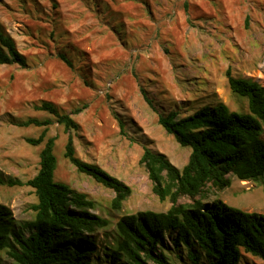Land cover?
Here are the masks:
<instances>
[{"label":"rangeland","instance_id":"obj_1","mask_svg":"<svg viewBox=\"0 0 264 264\" xmlns=\"http://www.w3.org/2000/svg\"><path fill=\"white\" fill-rule=\"evenodd\" d=\"M0 31L26 60L25 66L0 64V178L25 181L36 173L44 143L26 139L45 126L18 122L50 119L54 179L84 192L94 203L91 210L109 220L94 232L98 260L92 264H107L102 245L115 242L121 215L170 205L153 193L139 157L145 146L181 168L190 147L164 130L157 112L185 115L218 101L246 111V99L229 89L227 69L264 86V0H0ZM42 101L64 113L80 108L71 114L78 128L64 130L48 111L35 108ZM68 135L79 158L130 186L119 209L111 207L113 190L63 156ZM228 178L223 188L208 185L204 198L264 214V176ZM35 201L30 186L0 184V203L11 209L15 224L32 217ZM0 264L16 263L1 251ZM239 264L264 260L243 254Z\"/></svg>","mask_w":264,"mask_h":264},{"label":"trees","instance_id":"obj_2","mask_svg":"<svg viewBox=\"0 0 264 264\" xmlns=\"http://www.w3.org/2000/svg\"><path fill=\"white\" fill-rule=\"evenodd\" d=\"M59 57L71 64L64 54ZM12 63L25 66L26 60L14 39L0 31V64ZM225 73L231 92L246 99L247 110H231L218 101L185 115L177 110L157 112V122L190 152L178 168L163 153L143 147L138 162L147 171L153 193L170 205L163 211L142 209L121 215L115 223V242L102 245V260L107 264H239L243 254L264 260V214L204 198L208 185L223 188L229 184V175L253 181L264 176V86L234 76L229 69ZM143 97L157 110L144 92ZM35 108L48 111L66 131L78 128L71 114L80 108L64 113L48 101ZM50 123V119L36 118L18 122L45 126L37 137L26 139L32 145H44L32 177L25 181L0 178V184L32 187L36 197L30 205L32 217L18 224L11 209L0 203V252L16 264H92L98 260L93 256L97 251L94 232L105 228L109 220L91 210L94 203L84 192L54 179L55 136L46 137ZM63 156L78 172L113 190L111 207H121L130 186L79 158L71 135Z\"/></svg>","mask_w":264,"mask_h":264}]
</instances>
